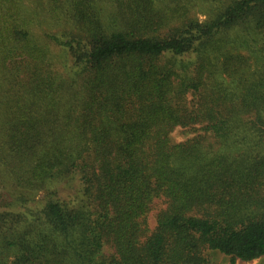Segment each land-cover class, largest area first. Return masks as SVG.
<instances>
[{
    "label": "trees",
    "instance_id": "obj_1",
    "mask_svg": "<svg viewBox=\"0 0 264 264\" xmlns=\"http://www.w3.org/2000/svg\"><path fill=\"white\" fill-rule=\"evenodd\" d=\"M211 251L264 256V0H0V264Z\"/></svg>",
    "mask_w": 264,
    "mask_h": 264
},
{
    "label": "rangeland",
    "instance_id": "obj_2",
    "mask_svg": "<svg viewBox=\"0 0 264 264\" xmlns=\"http://www.w3.org/2000/svg\"><path fill=\"white\" fill-rule=\"evenodd\" d=\"M197 8V9H196ZM196 8H194V11H197L198 13V18L199 19H203L204 16L202 15L203 13L200 11H203V8L197 6ZM243 40V35L241 34V39L240 41H237L236 43L230 45V48L232 51H237L240 52L244 55H248L250 56V59H252L254 61L253 66H256V64H258L257 61V56L255 55V51L257 48V44L253 43V42H249L247 41H241ZM52 54L49 55V57H51ZM193 136L192 133L190 132H185L184 129L181 128H175L171 134H170V139L173 143H177V142H183L186 139H189ZM209 144V138H206ZM211 143V142H210ZM162 207H165L163 200L161 199H155L152 203L151 206V210L148 213L147 219H148V224L150 228H153L154 223H155V214L157 213V211L159 209H161ZM113 252V250L109 247V246H104L103 250L101 251L102 255H108L111 254ZM209 254V259L213 264H264V256L259 257L257 259L251 260V261H242L239 259H236L235 261H232L228 256H225L221 253L218 252H214L211 251L208 253ZM4 259L6 261H10L12 259V253H8L4 255Z\"/></svg>",
    "mask_w": 264,
    "mask_h": 264
}]
</instances>
